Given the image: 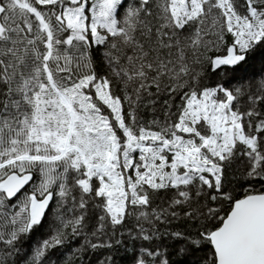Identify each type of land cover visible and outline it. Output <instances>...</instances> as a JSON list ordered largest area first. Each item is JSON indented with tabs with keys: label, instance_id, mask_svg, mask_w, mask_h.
I'll return each instance as SVG.
<instances>
[{
	"label": "snow or ice",
	"instance_id": "1",
	"mask_svg": "<svg viewBox=\"0 0 264 264\" xmlns=\"http://www.w3.org/2000/svg\"><path fill=\"white\" fill-rule=\"evenodd\" d=\"M256 76L264 0H0V264H21L46 222L22 264L125 236L139 242L130 264H172L165 237L177 255L203 246L198 264H264ZM237 162L242 198L226 179Z\"/></svg>",
	"mask_w": 264,
	"mask_h": 264
},
{
	"label": "trees",
	"instance_id": "2",
	"mask_svg": "<svg viewBox=\"0 0 264 264\" xmlns=\"http://www.w3.org/2000/svg\"><path fill=\"white\" fill-rule=\"evenodd\" d=\"M258 63V67H256V70L259 69L260 64ZM251 71V70H250ZM232 78H227L224 75L221 76H213L211 77L207 83L209 84H215V83H223L228 80H231ZM261 79H264V76H256L255 81L256 83H259ZM253 80L252 76L249 75L248 80L246 81H251ZM244 83H246L244 81ZM236 82L232 83V87H235L234 85ZM145 114V118H151L153 115V112L151 111V107L147 109H142L141 110ZM156 116H163L162 111L160 110V105H157ZM242 167L239 162H237V165L233 167L232 169L228 170L226 179L228 181H231V184L229 185L230 188L234 189V196L237 198H242L244 193L247 190V185L243 184L239 180V176L237 174V168ZM225 209L229 207L228 204L224 205ZM169 229H175V230H180V231H185V232H191L193 236L195 235L197 231V222L196 221H191L185 224L183 221H173L172 225L168 226ZM50 229L48 227L47 222L44 224L39 229L34 230V232L27 237L22 245V251L17 257L21 261V264L23 262V257L28 255L33 247L36 245V243L43 238H46ZM125 240V242L122 245H114L113 249H100L95 252L89 250V252L85 253L83 256H80L77 254V250L80 249L81 245L84 243V238L79 237V238H73L70 239L66 244H64L61 247H58L57 249L53 250L49 255L51 257L52 261H55L56 264H81V261H83V264H99V261L107 255L109 252L112 253L113 258L116 262V264H130V257L133 254L134 251H136V246L139 243L138 241H133L131 239H127L126 236L125 238H122ZM164 243L167 245L166 253L168 254V257L172 264H198V261H200L201 257L205 255L206 249L201 248V250H193L188 252L185 255H177L176 254V249L173 247V241L169 239L168 237L164 238ZM193 256L195 258H193ZM196 256L198 257L196 259Z\"/></svg>",
	"mask_w": 264,
	"mask_h": 264
},
{
	"label": "rangeland",
	"instance_id": "3",
	"mask_svg": "<svg viewBox=\"0 0 264 264\" xmlns=\"http://www.w3.org/2000/svg\"><path fill=\"white\" fill-rule=\"evenodd\" d=\"M256 67H258V63H256ZM227 78H232L230 75H228V76H226ZM246 82V84L247 83H251V82H253V80H251V81H245ZM255 83H256V81H255ZM235 87L237 86V83L234 85ZM199 257V256H198ZM197 256H196V259L198 258ZM193 258H195L194 256H193Z\"/></svg>",
	"mask_w": 264,
	"mask_h": 264
}]
</instances>
